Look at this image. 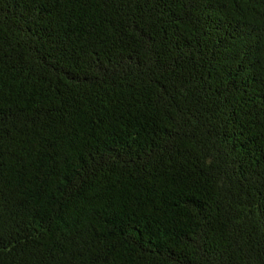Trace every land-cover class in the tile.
<instances>
[{
    "label": "trees",
    "instance_id": "16d2710c",
    "mask_svg": "<svg viewBox=\"0 0 264 264\" xmlns=\"http://www.w3.org/2000/svg\"><path fill=\"white\" fill-rule=\"evenodd\" d=\"M0 264H264V0H0Z\"/></svg>",
    "mask_w": 264,
    "mask_h": 264
}]
</instances>
